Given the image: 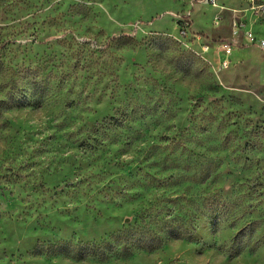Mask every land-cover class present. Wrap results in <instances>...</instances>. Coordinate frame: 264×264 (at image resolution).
<instances>
[{
    "label": "rangeland",
    "instance_id": "rangeland-1",
    "mask_svg": "<svg viewBox=\"0 0 264 264\" xmlns=\"http://www.w3.org/2000/svg\"><path fill=\"white\" fill-rule=\"evenodd\" d=\"M219 2L0 0V264H264V50L178 21Z\"/></svg>",
    "mask_w": 264,
    "mask_h": 264
},
{
    "label": "built area",
    "instance_id": "built-area-1",
    "mask_svg": "<svg viewBox=\"0 0 264 264\" xmlns=\"http://www.w3.org/2000/svg\"><path fill=\"white\" fill-rule=\"evenodd\" d=\"M213 6H219L220 10H225L226 5L220 4V0H206ZM241 5L234 9L235 15L231 20V37L215 41L213 38L202 33L191 31V17L185 15L179 18L180 29L184 35H192L200 40L203 51L218 50L219 65L228 67L231 65V56L236 48L244 43L255 45L264 50V0H241ZM222 15V14H221ZM222 19L223 17L220 16ZM220 19L216 22H220ZM262 23V30H258V25ZM261 27V25H260Z\"/></svg>",
    "mask_w": 264,
    "mask_h": 264
},
{
    "label": "crops",
    "instance_id": "crops-1",
    "mask_svg": "<svg viewBox=\"0 0 264 264\" xmlns=\"http://www.w3.org/2000/svg\"><path fill=\"white\" fill-rule=\"evenodd\" d=\"M230 25H231V21H230ZM230 35H231V33H230Z\"/></svg>",
    "mask_w": 264,
    "mask_h": 264
}]
</instances>
